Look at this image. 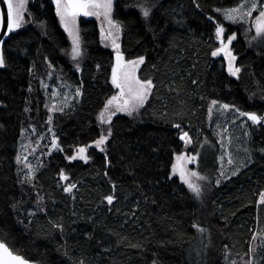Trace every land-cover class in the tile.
<instances>
[{
	"label": "trees",
	"instance_id": "trees-1",
	"mask_svg": "<svg viewBox=\"0 0 264 264\" xmlns=\"http://www.w3.org/2000/svg\"><path fill=\"white\" fill-rule=\"evenodd\" d=\"M139 2L115 0L113 18L123 26L120 46L126 59L145 56L138 75L152 79L156 87L138 113L113 118L106 152L93 141L107 132L98 115L116 93L111 83L115 51L102 44L98 22L80 19L84 54L78 68L66 54L71 41L52 0H31L29 23L5 40L6 66L0 68V238L30 261L232 264L248 257L254 234L264 232V204L259 202L264 191V121L253 124L245 117L250 159L247 151V166L237 175L226 173L228 179L220 176L219 143L207 124L213 100L264 115V47L250 44L254 27L243 22L234 26L215 12L235 7L238 0H148L155 6L147 20L136 7ZM213 16L224 24L225 42L237 35L231 49L242 68L239 78L228 73L224 53L212 55L221 46L215 21L209 19ZM39 21L47 27H38ZM59 78L71 89L80 88L82 95L52 114L59 148L43 158L35 187L22 184L25 169L16 156L23 131L45 134L52 103L51 91L42 82L58 84ZM183 132L193 138L189 148L180 139ZM206 139L213 142V172L211 184L203 182L202 197L196 199L172 176L171 165L179 153H198ZM81 146H89L90 159L68 160ZM61 171L68 181L60 179ZM216 179H221L219 185ZM66 183L77 185L73 193L63 190ZM110 194L115 195L111 205L104 200ZM39 197L43 200L38 203ZM53 222L62 223L63 232ZM194 225L206 231L200 233ZM255 259V264H264V243Z\"/></svg>",
	"mask_w": 264,
	"mask_h": 264
},
{
	"label": "snow or ice",
	"instance_id": "snow-or-ice-1",
	"mask_svg": "<svg viewBox=\"0 0 264 264\" xmlns=\"http://www.w3.org/2000/svg\"><path fill=\"white\" fill-rule=\"evenodd\" d=\"M3 3L6 4V9L0 8V31H4L11 34L15 31L20 30L23 26L29 23L26 20V15L28 14L27 4L29 0H3ZM55 5V13L59 17L60 23L63 28L67 31L68 36L71 38V50L69 54L73 61H77L76 67H79V59L83 56L82 49V39H81V29L79 26V18L92 17L102 18L103 21H106L107 28L104 25H101L100 32L102 39L110 40L111 46L115 49V64L111 72V83L118 90L116 94L112 95L107 99V102L104 106V109L99 113V121L101 125H107V132L102 133L98 139L93 141V144L99 148L101 152H106V144L109 141V138L112 136V117L117 113H126L128 116H133L138 113L141 108H143L149 100V97L152 96L153 90L156 87L152 79H141L138 75L140 66L145 62V56H138L134 59H125L124 53L121 50V46L118 43L120 34L123 31V27L120 22L113 19V5L114 0H53ZM155 5L148 3V0H140L136 5L140 9L143 18L146 20L150 18L152 14V9ZM197 8H200V4L196 3ZM216 13L222 15V18L226 21L232 23H249L254 27L256 35L252 37V40H257L258 38L264 39V2L262 0H238V3L235 7L229 8H216ZM258 12V15L253 18V13ZM210 20L215 21V17H209ZM38 27L44 29L47 27L46 21H39ZM252 27H249L248 31H252ZM225 27L223 23L215 21V36L217 40L220 41V47L212 52L213 56H218L220 53H224L228 60V73L234 77L239 78V75L242 71V68L236 66L235 61L237 57L233 54L231 45L234 40L237 39L236 33H232L228 36L227 41L225 42L224 34ZM47 34V33H45ZM5 41L0 38V68L6 66V58L4 51ZM49 67H53L51 61H48ZM35 67V65H33ZM99 67V66H97ZM51 75V73H49ZM47 87V85H45ZM31 91V88L29 89ZM57 93H54L56 95ZM82 93L80 88L75 89V95L71 97L72 100H75L77 97L81 96ZM69 97H64V102L62 106H57L53 103L51 107L52 112L60 111L63 112L64 108L68 105ZM219 106L222 110H234L239 116L247 117L249 121L253 124H260L264 121V115L257 114L256 112H242L239 108H236L235 105L230 104H220L218 101H211V106L209 107V113L211 114L213 107ZM52 117H48V122L50 123ZM175 128L180 129L181 125L175 124ZM226 131V130H225ZM43 140V136L40 137ZM180 139L186 143H192V137L188 132H183L180 136ZM223 140V137H222ZM229 143L231 142V136L228 137ZM89 146H81L76 149L75 155L68 156L67 159L74 161L77 158L84 160L85 162L90 159L87 155ZM203 147V145H201ZM51 148H59V138L56 136L55 132H52V141ZM249 152L250 159V150H245ZM261 151H264L262 149ZM199 153L193 155H188L187 153H179L175 156V163L171 165V174L172 176L179 175L181 181H183L188 189L192 192L196 199H200L203 194V182L208 181V177L202 175L198 171H194L188 167L189 164H193L198 161ZM221 162L224 161V156L220 157ZM16 162L18 164H23L24 168L27 169L24 172L23 179L20 181L22 184L27 182L32 184L36 178V173L38 166H34L28 161L27 156L17 155ZM110 163V162H109ZM227 164L232 166L235 170L231 172V175H237L240 167H246V162H237L232 159L231 153H228ZM23 171V169H21ZM107 176V172L104 173ZM220 176L224 179L230 178L224 171L221 169ZM60 179L63 181H68L69 176L63 171L60 172ZM215 183L219 185L221 179H216ZM77 185L75 183H66L63 190L67 193H73V190L76 189ZM113 190H115L116 185L112 184ZM39 196V194H37ZM73 199L75 197L73 196ZM115 199L114 194L106 195L104 200L107 201V204L111 205ZM43 200V197H39L38 203ZM259 202L264 204V191L259 193ZM19 207L18 204H14L13 208ZM44 211L43 208L39 209ZM35 212L29 213V215H35ZM53 228L57 229L60 232H63L62 223H52ZM194 227L200 232L204 233L206 230L200 225H194ZM257 236L261 237L262 243H264V232L256 233L253 236L255 241ZM251 251L255 252L253 247ZM67 255V253H65ZM0 264H31V262L25 259L21 255H17L14 251L8 246L7 243L0 240ZM77 264H85L84 260L81 258L77 261ZM232 264H236L235 261H232ZM248 264H254V258L248 261Z\"/></svg>",
	"mask_w": 264,
	"mask_h": 264
},
{
	"label": "rangeland",
	"instance_id": "rangeland-1",
	"mask_svg": "<svg viewBox=\"0 0 264 264\" xmlns=\"http://www.w3.org/2000/svg\"><path fill=\"white\" fill-rule=\"evenodd\" d=\"M30 1L31 0H29V3H30ZM114 2H115V0H114ZM28 4H27V9H28ZM113 7H114V5H113ZM256 15H258V12L253 13V18H255ZM112 16H113V12H112ZM82 18L83 19H95L98 22L99 29L101 28L102 24L104 25L105 28H107L106 21H103L102 18H97L95 16H92V17L81 16L79 18V26H80V19H82ZM26 20H28V14L26 15ZM226 22H229V23L233 24L234 26L238 25V23H232L230 21H226ZM25 26H23V27H25ZM255 35H256V33L253 34V36H255ZM253 36L251 35L248 37L250 44L258 42L261 46L264 47V39L258 38L257 40H252ZM100 37H101V32H100ZM122 37H123V31L120 34L119 39H118V43L120 45L122 43ZM70 41H71V38H70ZM101 42L104 46L115 51V49L111 46L110 40L102 39V37H101ZM82 49H84L83 43H82ZM70 50H71V45H70V48H69L67 53H70ZM232 52H233V50H232ZM67 55H68V57H70L69 54H67ZM50 79H51V76L49 77V80ZM58 82H59L58 84H53V85H50L49 81L44 80L42 82V84L45 88V91L47 92L48 89H49V91H51V93L48 94V96L50 98L52 105H53V103H55V104H57V106H62L65 96L69 97L68 105L73 104L75 100H72L71 97L75 95V90L71 89L67 84L63 83V81L60 78L58 79ZM45 85H47V87H45ZM117 91L118 90L116 89V92ZM54 93H57V94L54 95ZM52 105L50 106L51 117H52V114H54V112L51 111ZM210 106H211V104H210ZM119 114H126V113H117L116 115H119ZM114 117H112V120ZM98 122L100 123L99 115H98ZM247 123H248L247 119L243 116H239L234 110H222L219 108V106H216V107H213V110L210 114L209 109H208V114H207L208 128L212 127L213 132L215 133V135L217 137V141L219 143L218 144L219 145L218 146V149H219L218 150V159L220 160V157L224 156L223 163L221 162V160H220V163H221V169H223V171L225 173H231L233 170H235L232 166L227 164L228 153H231L232 159L237 162V166H239V162H241V161L244 162V158L247 157L248 153H247V151H245L247 149L246 141H247L248 137L250 136L249 132H248V128H247V125H248ZM104 126H106V125H104ZM52 132H55L54 126L52 124V120L48 124V127L46 129L45 134L39 135L37 133L36 129H31V130L25 129L23 131L22 140L20 143V155L27 156L28 161L30 163H32L34 166H38V165H39V167L42 166L43 158L46 156V154L48 156H51L58 149V148L57 149L51 148ZM41 136H43V140L40 139ZM229 136H231V142L230 143L228 140ZM222 137H223V140H222ZM193 144H194L193 140H192V143H190V144L185 142V147L189 148ZM212 144H213V142L210 139H206V141L202 144L203 147L199 148L198 161L193 163V164L188 165V167L190 169H192L194 171H198L202 175H205L209 178L208 181H205L207 183V185L211 184L210 173L213 172V146H212ZM184 153H187L188 155L194 154L192 152L189 153L188 151L184 152ZM209 153L211 154V158L207 159L206 155ZM174 163H175V160H174ZM22 167H23V169H25V172H26L27 169L24 168L23 164H22ZM177 176L179 177L178 174H177ZM256 233H259V231H257ZM261 245H262L261 237L257 236L256 240L252 241L251 249L254 247L255 252H256L257 249ZM255 252L250 251V254L248 257H245L242 259L241 258L235 259L236 264H248V261L252 260L253 258H254V264H255V262H256Z\"/></svg>",
	"mask_w": 264,
	"mask_h": 264
},
{
	"label": "water",
	"instance_id": "water-1",
	"mask_svg": "<svg viewBox=\"0 0 264 264\" xmlns=\"http://www.w3.org/2000/svg\"><path fill=\"white\" fill-rule=\"evenodd\" d=\"M0 8H4L6 9V4L3 3V0H0ZM9 36V33L6 32V29L4 31H0V38H2L4 41L6 40V38ZM124 53V52H123ZM115 55H116V52L114 53V64H115ZM125 56V54H124ZM126 59V57H125ZM114 66V65H113ZM1 240V238H0ZM9 246V245H8ZM15 253V252H14ZM17 255H21V254H18V253H15ZM22 256V255H21ZM24 257V256H23ZM25 258V257H24ZM26 259V258H25ZM28 260V259H27ZM30 261V260H29ZM31 264H38L34 261H30Z\"/></svg>",
	"mask_w": 264,
	"mask_h": 264
}]
</instances>
